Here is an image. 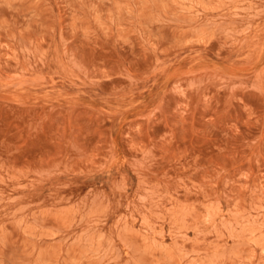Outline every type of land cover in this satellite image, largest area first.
Instances as JSON below:
<instances>
[{"label": "rangeland", "instance_id": "rangeland-1", "mask_svg": "<svg viewBox=\"0 0 264 264\" xmlns=\"http://www.w3.org/2000/svg\"><path fill=\"white\" fill-rule=\"evenodd\" d=\"M0 264H264V0H0Z\"/></svg>", "mask_w": 264, "mask_h": 264}]
</instances>
